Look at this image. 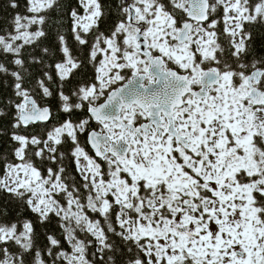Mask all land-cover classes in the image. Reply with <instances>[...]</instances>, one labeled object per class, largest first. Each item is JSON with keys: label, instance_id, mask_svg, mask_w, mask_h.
I'll list each match as a JSON object with an SVG mask.
<instances>
[{"label": "snow or ice", "instance_id": "1", "mask_svg": "<svg viewBox=\"0 0 264 264\" xmlns=\"http://www.w3.org/2000/svg\"><path fill=\"white\" fill-rule=\"evenodd\" d=\"M0 264H264V0H0Z\"/></svg>", "mask_w": 264, "mask_h": 264}]
</instances>
